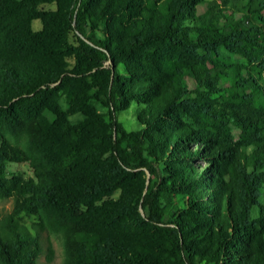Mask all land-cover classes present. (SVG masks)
Returning a JSON list of instances; mask_svg holds the SVG:
<instances>
[{
    "label": "trees",
    "instance_id": "obj_1",
    "mask_svg": "<svg viewBox=\"0 0 264 264\" xmlns=\"http://www.w3.org/2000/svg\"><path fill=\"white\" fill-rule=\"evenodd\" d=\"M203 3L0 0V264H264V0Z\"/></svg>",
    "mask_w": 264,
    "mask_h": 264
},
{
    "label": "rangeland",
    "instance_id": "obj_2",
    "mask_svg": "<svg viewBox=\"0 0 264 264\" xmlns=\"http://www.w3.org/2000/svg\"><path fill=\"white\" fill-rule=\"evenodd\" d=\"M210 1L211 0H204V3L200 4L198 6V13L199 14H202L206 11L208 2H210ZM43 7L44 8H53L52 6H48V5H44ZM33 27L35 29H38L40 27V21L39 20L34 21ZM232 60L237 61V62L241 61V59H239V58L232 59ZM187 82H188V86L190 88H192L193 82L189 79H187ZM60 104H61L62 108L66 107L63 101H60ZM132 108H130L129 111H131ZM79 118H80V116H71L69 119L72 122H76ZM131 120L132 119H131L130 113L122 114L118 118V122L122 123L128 130L138 129L139 127L136 124H134ZM231 134H232L233 138L235 140H237L239 138V135H240V130H238L237 128H232ZM5 175L8 177L18 176V177H21L22 179H25V180L33 178L32 169L30 168L29 164L26 162L9 163L6 167ZM12 208H13V198L0 199V216H4L7 213L11 212ZM32 221H33V218H30V217L25 218V222L28 225L31 224ZM40 237H41L43 252H42L41 256L39 257L38 264H63L64 250H63V245H62V238L59 235L49 233V232H45V231L40 233ZM48 241L52 244L53 251H54L53 257L50 260V262H48V260L46 258V246H47Z\"/></svg>",
    "mask_w": 264,
    "mask_h": 264
}]
</instances>
